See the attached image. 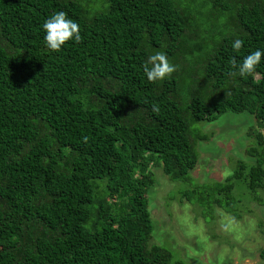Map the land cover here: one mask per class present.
Wrapping results in <instances>:
<instances>
[{"label":"trees","instance_id":"16d2710c","mask_svg":"<svg viewBox=\"0 0 264 264\" xmlns=\"http://www.w3.org/2000/svg\"><path fill=\"white\" fill-rule=\"evenodd\" d=\"M59 10L82 39L57 52L42 25ZM257 48L264 0H0V264H187L151 243L152 167L191 184L212 138L193 127L227 112L256 119L253 162L180 199L212 221L262 205L264 57L244 77L231 64ZM158 51L176 71L150 82Z\"/></svg>","mask_w":264,"mask_h":264},{"label":"rangeland","instance_id":"374dc122","mask_svg":"<svg viewBox=\"0 0 264 264\" xmlns=\"http://www.w3.org/2000/svg\"><path fill=\"white\" fill-rule=\"evenodd\" d=\"M256 125L253 115L227 112L212 122L198 123L195 133L210 135L198 142L199 163L191 171L192 183L171 181L162 166H153L156 180L148 194L154 230L152 244L171 252L173 260L187 264H259L264 247V203L249 204L243 197L237 204L242 218L217 210L212 221L197 216L199 205L181 201V192L201 183L222 182L232 174L239 160L251 161L246 148L248 130ZM262 194V193H261ZM264 198V197H263ZM222 211V212H221Z\"/></svg>","mask_w":264,"mask_h":264},{"label":"clouds","instance_id":"9594fccd","mask_svg":"<svg viewBox=\"0 0 264 264\" xmlns=\"http://www.w3.org/2000/svg\"><path fill=\"white\" fill-rule=\"evenodd\" d=\"M43 40L49 50L60 51L62 46L68 41L79 43L82 39L79 23L71 18L63 10L55 11L43 22ZM243 44L241 39L232 42V49L239 52ZM264 57V49L257 48L242 58L238 62L232 57L231 64L237 69L241 77L252 74L257 65ZM176 71V65L171 63L164 52H155L147 56L143 62V72L150 82L162 81L171 76ZM154 110H156L154 106ZM87 137H84L85 142Z\"/></svg>","mask_w":264,"mask_h":264}]
</instances>
